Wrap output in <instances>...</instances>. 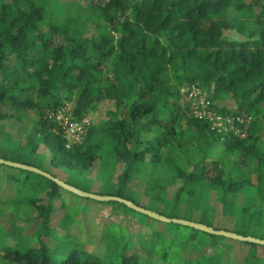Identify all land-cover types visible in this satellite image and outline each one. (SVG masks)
Wrapping results in <instances>:
<instances>
[{
  "label": "trees",
  "instance_id": "16d2710c",
  "mask_svg": "<svg viewBox=\"0 0 264 264\" xmlns=\"http://www.w3.org/2000/svg\"><path fill=\"white\" fill-rule=\"evenodd\" d=\"M228 30L240 37L228 38ZM193 86L233 118L239 134L218 133L192 114L182 101ZM68 103L77 120L103 103L115 109L68 148L52 118ZM246 116L249 126L237 120ZM0 157L79 172L96 167L105 186L118 189L112 195L130 200L129 188L147 190L161 215L188 203L244 236L264 231V0H0ZM10 168L0 164V264H247L248 245L258 255L264 247L230 240L233 255L209 257L187 245L180 257L172 248L179 235L159 220L143 219L141 235L150 241L115 236L110 221L89 213L102 216L100 204L114 205L107 215L118 222L136 210ZM209 235L213 246L216 234Z\"/></svg>",
  "mask_w": 264,
  "mask_h": 264
},
{
  "label": "rangeland",
  "instance_id": "374dc122",
  "mask_svg": "<svg viewBox=\"0 0 264 264\" xmlns=\"http://www.w3.org/2000/svg\"><path fill=\"white\" fill-rule=\"evenodd\" d=\"M61 2H70L73 0H59ZM98 1V0H97ZM85 4H87V2H85ZM90 34H92V32H90ZM226 36L228 38H238L240 37L235 31H231L228 30L226 31ZM188 87H185L183 89V92L187 91ZM188 101V99L184 98L182 102H186ZM222 102H220L221 104ZM223 105H230V102L228 101H224L222 103ZM115 107L110 104V103H103L100 107V111L99 113H97L96 115L90 114L88 116V119L91 120L93 123H98L101 119V117L103 116L104 112L107 110H114ZM10 125H12V127H16L14 125L17 126H21L22 122H10ZM32 125V124H30ZM67 137V141H69V145L73 143V139L69 136ZM41 152L44 153H48V150L45 146L41 147ZM47 156H49V153L46 154ZM35 166V165H33ZM45 167L42 166H35L38 169L51 174L52 176L61 179L63 181H65L66 183L73 185L83 191L86 192H90V193H96L99 195H104V196H114L112 194H114L118 189H111V188H107L105 186V181L104 179H102L101 177L103 176V174L101 173V171H98L97 168L95 167L94 169H92L90 172H79L77 170H70L67 168H53L51 165V168L48 166H46L44 164ZM10 169L15 170V172H19L21 169L19 167H13L10 166ZM121 166L118 167V171L116 174V178H113L112 182L114 184V182H116L115 180L117 179L118 175L122 172V170L120 169ZM109 171V170H108ZM142 172V171H141ZM30 175H35L38 174L34 171L29 170L28 172ZM107 173H112L111 171L107 172ZM145 174H149L148 170L144 169ZM39 175V174H38ZM42 175V174H40ZM44 176V175H42ZM126 194L128 197H130L131 201H133L136 205L143 207L147 210H151L154 212V209H156V205H150V201L152 198L151 194L147 193V190L144 189H140V188H129V191L126 190ZM105 203H107V201H104ZM110 202V201H108ZM97 204V202H95ZM95 204V205H96ZM98 205V204H97ZM100 206H102L105 211L103 212L102 216L101 214H99L97 211H92L91 214L89 213V216L94 218L96 217L97 221L102 222L103 224L107 221L108 224H106L105 226L107 227L108 230H111V232L115 235V236H122V234L124 232L128 233L130 232L131 234L137 235L136 240L138 242H142L145 238L146 241H150V237L145 235H141L142 233L145 232L144 227L146 226V223L144 222L143 219H146L145 216H148L144 213H141L140 211H136L137 213L134 214H130L131 216L129 217V221H121L118 220L114 221L113 217H109L108 215H110L113 211L114 205H110V204H100ZM165 209V205H162ZM181 207H183L181 209ZM181 207L177 208L176 206H171L167 207L165 210V214L163 215L165 217L168 218H178V219H184L187 221H193V222H197V223H201V224H205L208 225L209 227H213L216 230H226V231H232L234 229L233 225H228L225 221L220 220L219 217H217V215H215L213 213V211H209L207 212L208 209H205L204 206H200V207H196V209L193 211L192 207L189 206L188 203H184ZM158 213V212H157ZM108 214V215H107ZM205 214V215H202ZM171 216H177V217H171ZM35 217V215H34ZM116 220V219H115ZM136 222V224L134 223ZM158 223H160L161 228H166L168 231H172V233H177L179 236H177L178 238H176L174 245H173V249H175V252L178 253V255L180 257H183V255L185 254H189V252H187V245H192L191 247L194 248V250H192V248H190V253H196L201 254V253H205L206 255H208L209 257H212L214 254L216 253H221V255L225 256L228 255L229 253H231V255H233L235 253V248L233 250L230 249L229 246H227L228 244L232 245L234 244L231 241H234V239L232 240L231 238L222 236V235H215L216 239H217V243H214L213 246L210 242L211 238L209 237L211 233L208 234V232L205 231H199L194 229L193 227L190 226H186V225H179L176 223H169L167 224L164 221H157ZM139 223V224H137ZM32 224H30L31 227ZM113 229H112V228ZM219 228V229H217ZM195 232H201V234L198 236V238H195L194 240L190 241L189 236L192 233ZM237 233V232H235ZM239 234V233H238ZM254 234V235H253ZM243 235V234H240ZM247 236H252V237H256L259 239H264V231H260L258 233H252L251 235H247ZM152 241V238H151ZM238 241V240H237ZM240 243L241 242H237ZM240 244H236V246H241ZM216 245L218 247H216ZM257 248H260V250L258 249L259 254L262 256H264V247L263 246H258ZM231 250V251H230ZM213 251V252H211ZM2 253V250L0 249V254ZM256 253L255 248H251L248 245V249H247V253H246V259L248 260L247 264H264V257L258 255ZM190 256V255H189ZM206 263H202V264H211L209 262V259L205 260ZM225 261H229V259L225 260ZM192 264H198L197 262H193ZM213 264V262H212Z\"/></svg>",
  "mask_w": 264,
  "mask_h": 264
},
{
  "label": "built area",
  "instance_id": "2783aa9c",
  "mask_svg": "<svg viewBox=\"0 0 264 264\" xmlns=\"http://www.w3.org/2000/svg\"><path fill=\"white\" fill-rule=\"evenodd\" d=\"M184 98L188 99L191 105L192 114L198 119H208L212 122V130L218 133L229 132L236 130V134L240 133L241 128H236L233 124V118L223 116L216 111L214 103L206 90L193 86L188 87V90L183 92ZM52 118L63 129L64 136H69L73 139V143L67 147L70 148L75 144H81L84 141L89 125L92 123L88 117L77 120L73 116L72 104H65L60 107L57 112L52 113ZM242 124H250L251 117H243L237 119ZM249 126V125H248ZM242 136H245L243 133Z\"/></svg>",
  "mask_w": 264,
  "mask_h": 264
},
{
  "label": "water",
  "instance_id": "95a60500",
  "mask_svg": "<svg viewBox=\"0 0 264 264\" xmlns=\"http://www.w3.org/2000/svg\"><path fill=\"white\" fill-rule=\"evenodd\" d=\"M0 164H7L10 166H14V167H19V168H23L26 170H30V171H34L38 174H42L52 180H54L55 182H57L61 187H63L64 189L73 192L79 196L85 197V198H91L94 199L96 201H119V202H123L125 203L127 206H129L130 208L136 210V211H140L141 213H144L154 219L160 220V221H164V222H175V223H179V224H183L186 226H190L193 228H196L198 230H202L211 234H216V235H222L234 240H239V241H243V242H252V243H257L260 245H264V239H259L256 237H252V236H244V235H240L238 233L235 232H231V231H226V230H216L213 227H209L208 225L205 224H201V223H197V222H193V221H187L184 219H178V218H168L165 217L157 212L151 211V210H147L143 207H140L138 205H136L133 201L125 199V198H121V197H117V196H104V195H99L96 193H90V192H86L83 191L73 185H70L68 183H66L65 181L58 179L54 176H52L51 174H48L40 169H38L35 166L32 165H27V164H23V163H19V162H14V161H10V160H6L2 157H0Z\"/></svg>",
  "mask_w": 264,
  "mask_h": 264
}]
</instances>
